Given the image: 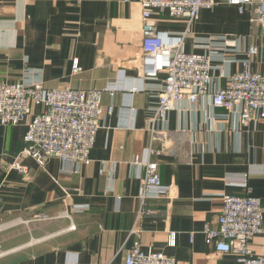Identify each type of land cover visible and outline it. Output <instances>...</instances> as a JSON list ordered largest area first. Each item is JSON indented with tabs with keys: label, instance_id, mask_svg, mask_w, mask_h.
<instances>
[{
	"label": "crops",
	"instance_id": "obj_1",
	"mask_svg": "<svg viewBox=\"0 0 264 264\" xmlns=\"http://www.w3.org/2000/svg\"><path fill=\"white\" fill-rule=\"evenodd\" d=\"M152 17L162 29L184 28L166 12L153 10ZM140 45L137 0H0V84L115 86L102 93V106L113 111L100 119L89 164L21 156L23 174L12 164L26 126L0 124V264H121L136 237L144 252L161 251L175 264H237L233 254L205 242L201 230L216 226L220 194L245 193V172L264 212V109L243 125L237 112L212 108L208 97L177 103L160 124L158 153L149 154L146 119L164 74L142 79ZM250 45L257 47L250 70L264 72L261 25L248 11L221 3L201 10L184 49L209 53L213 83L224 86L243 68ZM134 154L158 161L167 188L161 195L139 198L143 168L131 162ZM36 213L53 218L31 220ZM250 247L264 256V231Z\"/></svg>",
	"mask_w": 264,
	"mask_h": 264
},
{
	"label": "built area",
	"instance_id": "obj_2",
	"mask_svg": "<svg viewBox=\"0 0 264 264\" xmlns=\"http://www.w3.org/2000/svg\"><path fill=\"white\" fill-rule=\"evenodd\" d=\"M141 6V77L157 79L164 74L156 94L157 101L150 107L146 119L149 134V154L158 153L154 143L160 124L168 110L180 102L195 103L202 97L210 98L212 108L229 113L237 112L243 125L253 121L257 112L264 109V72L250 70V58L257 52L255 45L247 49L243 68L230 74L224 86H215L212 57L209 53L187 52L185 38L202 9L221 3L234 6L239 12L248 11L252 23L260 24L264 32V0H137ZM166 12L169 18L181 20L184 28L178 32L160 28L152 17V11ZM80 70L74 60L72 71ZM115 86L101 89H75L69 86L48 88L41 79L30 83L5 82L0 84V124H24V147L12 164L23 174L28 172L20 164L21 156H30L40 164L49 158L63 162L89 164V151L100 128V119L111 114L113 106L103 107V92L112 94ZM136 90V88H132ZM34 107L39 110L34 111ZM131 162L143 168L140 176L139 198L161 195L163 188L158 173V161L142 159L134 154ZM241 184L245 193L220 194L221 207L215 227L205 224L201 230L205 242L213 243L216 252L231 253L237 264H264V256L255 255L250 242L264 231V212L261 200L252 196L247 186L248 172L242 173ZM68 195L67 191H65ZM1 209V206H0ZM83 208H74L75 211ZM69 216L67 213L63 214ZM53 217L43 213L32 215L31 220H47ZM28 222V220H21ZM74 225L70 224L69 229ZM173 243V239L171 240ZM121 264H175L161 251L144 252L136 237L125 250Z\"/></svg>",
	"mask_w": 264,
	"mask_h": 264
}]
</instances>
